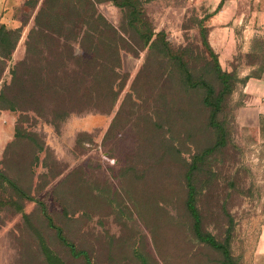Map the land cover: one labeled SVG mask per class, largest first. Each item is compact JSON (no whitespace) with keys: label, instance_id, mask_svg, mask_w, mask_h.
<instances>
[{"label":"rangeland","instance_id":"obj_1","mask_svg":"<svg viewBox=\"0 0 264 264\" xmlns=\"http://www.w3.org/2000/svg\"><path fill=\"white\" fill-rule=\"evenodd\" d=\"M145 44L109 0H0V264H221L186 208L194 158L218 145L204 89L222 87L202 0H135ZM166 47H168L166 49ZM10 53V54H8ZM239 56L221 68L255 63ZM239 82V80H238ZM218 116L222 145L192 181L202 230L231 229L236 264H264V134L240 111L239 82ZM192 83V84H190Z\"/></svg>","mask_w":264,"mask_h":264},{"label":"crops","instance_id":"obj_2","mask_svg":"<svg viewBox=\"0 0 264 264\" xmlns=\"http://www.w3.org/2000/svg\"><path fill=\"white\" fill-rule=\"evenodd\" d=\"M210 9L207 40L219 56L221 66L236 57H260L255 63L236 66L238 78L245 83L237 90L245 116L261 123L264 134V0H202ZM221 5V8L218 7ZM224 71L232 72V66ZM257 253L264 259V228Z\"/></svg>","mask_w":264,"mask_h":264},{"label":"trees","instance_id":"obj_3","mask_svg":"<svg viewBox=\"0 0 264 264\" xmlns=\"http://www.w3.org/2000/svg\"><path fill=\"white\" fill-rule=\"evenodd\" d=\"M109 1H111L115 6L125 9L127 11L129 18L128 25L139 35V37L143 40L145 44H148L151 41L152 37L154 36V33L150 30L145 31L144 28L142 27V13L138 8L137 1L135 0H109ZM219 8H221V5L218 7V9ZM0 41L3 44L7 43L8 41V32L4 26L0 28ZM206 46L210 47L208 41H206ZM167 48L168 47H166V49ZM215 71L222 84V87L219 91H216V89L212 85H210L208 82L205 81H200L197 83H193V84L190 83V84H192V86L194 87L197 86L204 89L205 95L203 102L204 105L210 109V115H209L210 125L218 131L219 133L218 145H222L223 140L225 138V129L223 125L219 122L218 116L223 110V106L226 99L230 97L231 94L233 93L234 87L237 84L238 80L239 82H243V83H245V80L238 78V75L234 72L229 73L227 71H224L221 68L219 62L215 66ZM218 145L214 146L213 148L205 150L203 155L196 156L194 158L193 164L190 170L188 171V173L186 174V181H187L186 183L188 190L187 199H186V208L193 219V229L197 239L200 242L208 245L209 247L221 253L223 259L221 264H236L230 250L232 227L228 229L227 237L223 242H219L218 240L215 239L214 236L205 233L202 230L201 216L197 209L195 187L192 181L193 171L196 168L197 163H199V161L203 159V156L211 154L215 150V148L218 147ZM0 180H5L11 185H13V183L9 182L8 179L1 173H0ZM13 186L17 189V191L23 194L22 191L16 187V185ZM45 216L47 218L49 226L55 229L58 240L69 249L70 254L76 258L83 257L88 264H91L88 253L84 250H79L74 243L69 241L66 235L64 234L63 229L56 226L53 223L52 218L49 215H47L46 212H45ZM43 252L46 256L48 264H64L57 256L53 254V252L46 245H43Z\"/></svg>","mask_w":264,"mask_h":264}]
</instances>
